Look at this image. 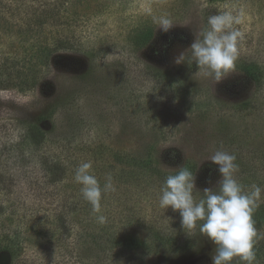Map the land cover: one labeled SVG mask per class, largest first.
Here are the masks:
<instances>
[{
    "label": "rangeland",
    "instance_id": "obj_1",
    "mask_svg": "<svg viewBox=\"0 0 264 264\" xmlns=\"http://www.w3.org/2000/svg\"><path fill=\"white\" fill-rule=\"evenodd\" d=\"M221 11L243 12L234 25L243 39L234 71L215 84L189 49ZM161 15L174 24L168 32L153 22ZM146 29L153 40L142 47ZM59 43L68 48L52 54L34 89L0 88V246L12 245L0 264H213L216 245L161 208L160 189L185 166L203 198L222 178L206 160L217 150L236 156L246 191L264 189V0H0V78L33 69L40 47ZM251 63L260 82L243 70ZM48 112V140L32 150L26 126ZM40 156L61 162L59 182ZM86 161L101 185L113 177L99 214L74 180ZM257 203L255 243H264V192ZM126 236L142 247L119 245Z\"/></svg>",
    "mask_w": 264,
    "mask_h": 264
},
{
    "label": "clouds",
    "instance_id": "obj_2",
    "mask_svg": "<svg viewBox=\"0 0 264 264\" xmlns=\"http://www.w3.org/2000/svg\"><path fill=\"white\" fill-rule=\"evenodd\" d=\"M242 18V11H221L209 16L207 26L196 35L189 49L198 69L205 70L215 84L234 71L239 42L243 39L242 32L234 25H239ZM153 22L164 32L174 25L166 15L153 17ZM185 53L179 55L176 63H181ZM236 159L234 154L223 150L215 151L206 159L219 166L222 178L216 189H204V197L198 201L193 195L195 176L185 166L168 175L160 189V207L179 211L181 226L185 230L198 228L200 234L216 245L213 264H232L237 257L243 264H255L256 261L254 243L257 230L252 215L264 189L253 184L245 190L235 176L239 167ZM92 167L91 161L81 162L74 170V180L81 186V195L91 205L93 214H99L102 196L115 191V187L111 174L106 175L101 185L92 174ZM96 219L101 224L106 222L103 215H97Z\"/></svg>",
    "mask_w": 264,
    "mask_h": 264
},
{
    "label": "trees",
    "instance_id": "obj_3",
    "mask_svg": "<svg viewBox=\"0 0 264 264\" xmlns=\"http://www.w3.org/2000/svg\"><path fill=\"white\" fill-rule=\"evenodd\" d=\"M42 15L35 16V18L32 20L33 24H35L38 27L44 26L46 23V8L42 11ZM31 29V28H29ZM145 35L142 34L140 37L139 44L143 47L149 44L153 40L152 36V30L146 29ZM155 49H161L163 46L160 42L155 43ZM58 48H68L67 46L63 45V43H59L56 47H52L50 45L42 46L40 49H42L39 53V55L36 56L37 61L35 62V67L33 69H28L29 71H26L27 69L24 67L23 72L18 73L16 77L12 78L9 73L5 75V78H0V88H8V87H18L22 91L32 90L37 85L39 78L41 77L40 73L43 70L44 67L49 65L50 57L52 54L58 50ZM26 69V70H25ZM260 67L255 64L251 63L244 67V71L250 77L251 79H254L256 82H260L263 76V73L260 71ZM53 112H48L46 115L42 116L40 120L36 123H29L26 126L25 131V138L26 143L29 145L32 150L39 149V147L48 140L47 132L43 129L41 126V123L44 121H48L47 119H51L53 117ZM39 163H42L43 167L46 168V172L49 174H53L52 182H59L62 179V171H59L57 167L60 168V163L58 160H51L48 157H41L38 158ZM48 163V164H47ZM54 163V164H52ZM0 184H2V180H0ZM264 206V204H263ZM3 213V209L0 206V216ZM264 218V214L262 216ZM261 222V220H260ZM118 244L128 248V249H135L142 247V243L140 241H137V239L133 237H118ZM12 251V245L11 243L7 246H0V253H9V251ZM254 251L255 255L258 257H261L264 254V243H254Z\"/></svg>",
    "mask_w": 264,
    "mask_h": 264
}]
</instances>
